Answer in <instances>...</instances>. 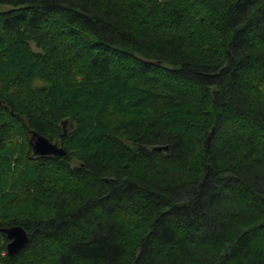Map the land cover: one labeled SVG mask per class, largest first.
Here are the masks:
<instances>
[{"label":"trees","instance_id":"16d2710c","mask_svg":"<svg viewBox=\"0 0 264 264\" xmlns=\"http://www.w3.org/2000/svg\"><path fill=\"white\" fill-rule=\"evenodd\" d=\"M0 100V264H264V0H0Z\"/></svg>","mask_w":264,"mask_h":264},{"label":"water","instance_id":"95a60500","mask_svg":"<svg viewBox=\"0 0 264 264\" xmlns=\"http://www.w3.org/2000/svg\"><path fill=\"white\" fill-rule=\"evenodd\" d=\"M1 103V100H0ZM67 121H63V133L62 135H67V130L65 124ZM212 129L206 138V143L208 144L211 140ZM31 145L33 154L36 156H50V155H65V150L59 145L57 141H50L46 137L39 135L37 132H32L31 134ZM159 150H167L168 147H158ZM1 231L6 235L10 243L6 245V251L8 254L12 255L21 250L28 242V235L24 228L20 225H14L6 228H2Z\"/></svg>","mask_w":264,"mask_h":264},{"label":"clouds","instance_id":"9594fccd","mask_svg":"<svg viewBox=\"0 0 264 264\" xmlns=\"http://www.w3.org/2000/svg\"><path fill=\"white\" fill-rule=\"evenodd\" d=\"M10 242L11 241H7L5 239H0V256H5L7 254L6 248L4 247V245Z\"/></svg>","mask_w":264,"mask_h":264},{"label":"bare ground","instance_id":"6f19581e","mask_svg":"<svg viewBox=\"0 0 264 264\" xmlns=\"http://www.w3.org/2000/svg\"><path fill=\"white\" fill-rule=\"evenodd\" d=\"M32 147V146H31ZM33 151V150H32Z\"/></svg>","mask_w":264,"mask_h":264},{"label":"flooded vegetation","instance_id":"af4514ba","mask_svg":"<svg viewBox=\"0 0 264 264\" xmlns=\"http://www.w3.org/2000/svg\"><path fill=\"white\" fill-rule=\"evenodd\" d=\"M32 146V145H31ZM10 241V240H9Z\"/></svg>","mask_w":264,"mask_h":264}]
</instances>
